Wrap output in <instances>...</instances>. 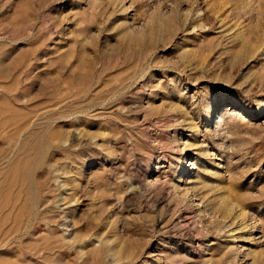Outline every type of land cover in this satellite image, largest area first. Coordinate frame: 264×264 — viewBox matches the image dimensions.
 I'll return each mask as SVG.
<instances>
[{
    "label": "rangeland",
    "instance_id": "374dc122",
    "mask_svg": "<svg viewBox=\"0 0 264 264\" xmlns=\"http://www.w3.org/2000/svg\"><path fill=\"white\" fill-rule=\"evenodd\" d=\"M0 264H264V0H0Z\"/></svg>",
    "mask_w": 264,
    "mask_h": 264
},
{
    "label": "bare ground",
    "instance_id": "6f19581e",
    "mask_svg": "<svg viewBox=\"0 0 264 264\" xmlns=\"http://www.w3.org/2000/svg\"><path fill=\"white\" fill-rule=\"evenodd\" d=\"M112 3H113V2H112ZM124 7H125V12H128V11H129V8L126 7V6H124ZM124 7H123V8H124ZM227 110H229V109L227 108L226 111H227ZM212 120H213V113L210 115V117H209V121H207V123L210 124V123L212 122ZM223 126H224V125H223ZM224 127H225V126H224ZM225 128H226V127H225ZM225 128H224V129H225ZM198 131H199V129L196 128V129H195V133L198 134V133H199ZM221 132H222V131H221ZM195 133H194V134H195ZM218 133H219V132H218ZM224 133H225V132H224ZM222 134H223V133H222ZM222 134H221V135H222ZM216 135H217V134H216ZM216 135H215V136H216ZM219 136H220V135H219ZM222 136H223V135H222ZM223 148H225V146H223ZM172 150H173V149H172ZM203 150H204V149H203ZM188 151H189V150H188ZM204 151H205V152H204L205 154H204V153H203V154H204V156L206 157V156L208 155V151H207V150H204ZM224 159H225V157L223 158V160H224ZM225 162H227V161H225ZM225 165H226V164H225ZM227 165H228V164H227ZM223 167H224V165H222V163H218V164L215 165V168H214V174H215V176H216L217 178H219V177L221 176L222 173H220V172H221V169H222ZM181 178H182V177H181ZM208 202H209V201H208ZM210 203H211V202H210ZM210 203H207V204L210 206ZM212 203H213V202H212ZM215 205H216V204H215ZM226 206H227V204H226ZM212 207H213V206H212ZM222 207H223V206H222ZM213 208H214V207H213ZM216 208H217V207H216ZM216 208H215V213H216V214H217V213H220V215H226V216L229 215V216L231 217V209H230V208L228 209L227 207H225L226 209L224 208V209H225L224 212H221V209H220V211H216ZM233 209H234V207H233ZM206 211H207V212H210V208L207 209ZM222 211H223V210H222ZM232 212H233V211H232ZM237 215H238L237 217L240 216V214H237ZM218 216H219V215H218ZM240 217H241V216H240ZM32 220H33V219H32ZM30 221H31V220H30ZM201 229H202V228H201ZM205 230H206V229H205ZM201 231H202V230H201ZM206 233H207V232H206ZM205 238H206V237H205ZM2 239H3V238H2ZM199 240H200V239H199ZM201 240H203V239H201ZM201 240H200V242H201ZM203 245H204V241H203V242L200 244V246H199V247H200V250H201V247H202V249H203ZM198 250H199V249H198ZM200 250H199V251H200ZM201 251H202V250H201ZM203 251H204V249H203Z\"/></svg>",
    "mask_w": 264,
    "mask_h": 264
}]
</instances>
